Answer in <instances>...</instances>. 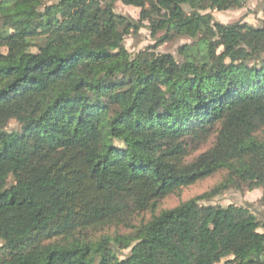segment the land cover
Returning a JSON list of instances; mask_svg holds the SVG:
<instances>
[{
	"label": "trees",
	"instance_id": "trees-1",
	"mask_svg": "<svg viewBox=\"0 0 264 264\" xmlns=\"http://www.w3.org/2000/svg\"><path fill=\"white\" fill-rule=\"evenodd\" d=\"M119 1L138 19L0 0V264H264V220L201 202L260 188L264 205V7L254 26L210 13L244 0ZM145 25L155 45L129 51ZM112 226L127 232L94 237Z\"/></svg>",
	"mask_w": 264,
	"mask_h": 264
},
{
	"label": "rangeland",
	"instance_id": "rangeland-1",
	"mask_svg": "<svg viewBox=\"0 0 264 264\" xmlns=\"http://www.w3.org/2000/svg\"><path fill=\"white\" fill-rule=\"evenodd\" d=\"M113 7L116 13L121 15L130 16L133 19H138L140 9L133 6L123 5L119 0H114ZM263 0H244L242 6L238 8H233L225 11H217L213 10L210 13L213 16L215 21L221 23H232L236 21L246 22L251 25H258L260 20L263 18ZM186 11H189L188 7H185ZM147 24V22H145ZM189 41L185 38H177L173 40L166 41L157 46V52H170L178 56L177 49L181 44L188 43ZM125 47L131 51L135 52L140 49H144L149 46L155 45V39L151 36L150 30L148 26L142 27L138 33L130 34L125 37L124 40ZM211 139L206 143H200L198 146L190 145L191 155L190 157H194L197 154L206 150L211 143ZM193 148V149H192ZM224 172L220 171L215 173L214 175L201 179L196 183L187 186L185 188H181L175 193L167 196L159 206V209H167L172 208L178 205L181 202L187 201L197 195H200L209 189H211L214 185H216L223 177ZM262 196V190L260 188H256L252 191H246L244 193L236 192L233 190H229L220 196L215 197L211 200H203L201 201L204 204H236V205H246L251 208L252 212L259 218L260 220H264V205L261 203L260 199ZM148 217V216H147ZM139 219V218H138ZM127 232L125 227H109L103 231L93 232L94 237H99L100 234H108L113 236L115 233L123 234ZM1 245V240H0ZM127 250L124 251L126 253Z\"/></svg>",
	"mask_w": 264,
	"mask_h": 264
}]
</instances>
